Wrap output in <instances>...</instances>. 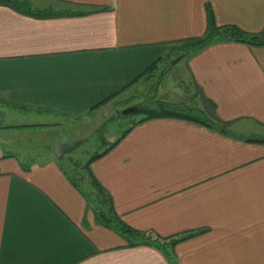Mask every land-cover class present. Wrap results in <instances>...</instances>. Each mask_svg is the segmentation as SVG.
Here are the masks:
<instances>
[{"label":"crops","instance_id":"obj_1","mask_svg":"<svg viewBox=\"0 0 264 264\" xmlns=\"http://www.w3.org/2000/svg\"><path fill=\"white\" fill-rule=\"evenodd\" d=\"M62 1L96 10L36 18L0 4V264H264V142L250 140L264 138V45L210 44L184 57L190 80L173 91L178 97L164 83L153 89L158 99L215 113L229 132L152 118L91 165L130 226L193 233L170 255L128 246L97 224L51 145L61 120L104 124L120 111L109 112L113 101L94 107L137 85L173 45L202 36L209 7L218 25L262 32L264 0ZM30 131L46 136L41 156L16 144Z\"/></svg>","mask_w":264,"mask_h":264},{"label":"trees","instance_id":"obj_2","mask_svg":"<svg viewBox=\"0 0 264 264\" xmlns=\"http://www.w3.org/2000/svg\"><path fill=\"white\" fill-rule=\"evenodd\" d=\"M58 6L49 5H38L35 0H0V4L10 7L11 9L36 18H52L60 16H71V15H82L95 11L94 8H82L86 7L84 4H76L71 2H65L58 0ZM239 42L252 45H264V30L259 33L248 32L235 24L218 25L215 19V15L212 9L208 8V27L206 32L196 38H190L181 41L183 52L182 57H191L200 50L209 46L213 43L218 42ZM163 60L160 57L158 60L153 62L139 77L132 83H136L141 77H150L155 75L159 68V63ZM169 69L165 70L163 75L166 76ZM163 78V77H162ZM129 84V85H132ZM128 87V86H127ZM126 89V87L124 88ZM123 89V90H124ZM123 90L116 92L103 102L98 104L96 107H100L102 104L109 102L113 97L120 94ZM154 103L143 104L138 106V110L134 113L128 114V117L132 118L131 124L119 136L115 141L105 143L107 146L101 152L94 153L90 159L85 163L87 168V180L89 188L83 186V177L76 174H70L64 166L62 167L67 176L71 179L73 184L77 186L83 195L86 197L89 204V208L93 211L95 221L97 224L103 225L110 228L120 234L127 242L128 246H140L149 245L162 250L165 254L170 255L173 247L180 241H183L193 235V233L185 234L180 237L174 236H161L152 231H142L130 226L125 222L120 214L116 211L113 204V200L108 192L101 186L95 176L92 174L91 165L92 163L104 156L111 149H113L136 125L152 118L159 117H177L192 122L201 123L204 125L217 127L222 132H229L228 123L220 120L216 114L213 116H204L202 112L189 107L183 103H176L162 99H156L153 97ZM93 108V109H94ZM122 115H124L121 112ZM143 114L140 118L135 116ZM104 130V129H103ZM102 130V131H103ZM258 142H264L263 137L251 138ZM109 144V145H108ZM78 166V164L75 162ZM24 168L30 169L27 166Z\"/></svg>","mask_w":264,"mask_h":264},{"label":"rangeland","instance_id":"obj_3","mask_svg":"<svg viewBox=\"0 0 264 264\" xmlns=\"http://www.w3.org/2000/svg\"><path fill=\"white\" fill-rule=\"evenodd\" d=\"M181 46L182 42L173 45V49L161 62L155 75L150 77L144 76L143 78H147L146 80H138L136 83H139L133 88L118 94L110 100L113 102L110 105L109 112H113L116 107L117 109L119 108L120 111L118 110L113 117L106 119L107 121L105 120L106 122L104 124H102L104 122L103 117H97L95 118L96 120H92L91 123L87 125H84L83 122L76 121V119H67L65 121L61 120V124H57V130L52 131L51 145H55L58 140L64 141L62 139L71 138L74 139V141L80 139L85 140L84 143L73 151L65 154V156L60 159L62 166H64L70 174H76L84 178L82 181L84 187L89 188L87 180L88 173L85 163L94 153L103 151L107 146L105 144L107 141H115L121 136L131 124L132 118L128 117V115L121 114L124 108L134 106L132 105L133 103H142L144 105L154 103L153 97L157 99L158 95H161V93L157 95L153 89L159 88L163 83V88L166 92L170 94L173 93L178 97L173 91L179 88L177 87L178 84L181 82L186 84L187 79H189L183 78L185 74L184 57L176 64H172V61L178 58L183 52ZM167 69H169V72L164 76L163 73ZM189 100L195 103L192 97ZM142 115L143 114L137 115L135 118H140ZM20 134H26V138H22L17 134L15 138L17 140L16 144L18 148L21 151H25L27 155L41 156L47 149L46 136L41 132L35 134L34 131H30Z\"/></svg>","mask_w":264,"mask_h":264},{"label":"water","instance_id":"obj_4","mask_svg":"<svg viewBox=\"0 0 264 264\" xmlns=\"http://www.w3.org/2000/svg\"><path fill=\"white\" fill-rule=\"evenodd\" d=\"M182 59V56L180 55L178 58H176L174 61H172V64H176ZM138 110V106H129L123 110L124 115H128L131 113H134ZM85 140L80 139V140H72V141H61L58 140L56 141L55 144V154L59 159H62L65 154L73 151L75 148L80 146L82 143H84Z\"/></svg>","mask_w":264,"mask_h":264}]
</instances>
